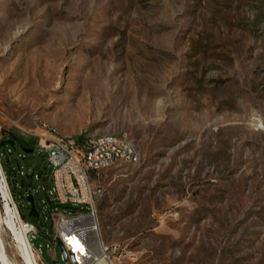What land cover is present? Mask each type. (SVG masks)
<instances>
[{
	"label": "rangeland",
	"instance_id": "1",
	"mask_svg": "<svg viewBox=\"0 0 264 264\" xmlns=\"http://www.w3.org/2000/svg\"><path fill=\"white\" fill-rule=\"evenodd\" d=\"M45 124L134 141L140 162L94 179L122 264H264V0H0V143L17 136L0 149L10 264H25L19 208L38 264H65L45 191L40 220L28 215L51 181Z\"/></svg>",
	"mask_w": 264,
	"mask_h": 264
},
{
	"label": "built area",
	"instance_id": "2",
	"mask_svg": "<svg viewBox=\"0 0 264 264\" xmlns=\"http://www.w3.org/2000/svg\"><path fill=\"white\" fill-rule=\"evenodd\" d=\"M41 127L36 135L39 138L38 148L48 155L51 185L48 189L44 185L33 189V195L39 194L41 190L46 192L41 205L50 213L52 238L61 241L67 253V264H122V257L129 253L119 243L107 245L102 236L97 208L102 190L96 187L94 179L109 169L140 162V155L130 154L127 142H120V136L110 139V145H101L99 139L94 146H87L84 139L79 141L76 138H65V143H55L48 134H41ZM20 175L25 176L22 168ZM2 177L12 195L4 169ZM36 178L39 180L40 176ZM11 199L18 209L19 203L13 196ZM67 205L85 206L86 211L72 213L62 209ZM45 220L49 221V216H45ZM21 222L35 239L38 234L36 226L24 219ZM70 237L79 241V248L74 249L69 243Z\"/></svg>",
	"mask_w": 264,
	"mask_h": 264
},
{
	"label": "bare ground",
	"instance_id": "3",
	"mask_svg": "<svg viewBox=\"0 0 264 264\" xmlns=\"http://www.w3.org/2000/svg\"><path fill=\"white\" fill-rule=\"evenodd\" d=\"M43 134H48L50 138L52 139V141L55 143H65V138L66 139L75 138V137L64 136L62 134H59L56 128L49 126L48 124L44 125ZM118 138H119V135L107 134V135H99V136L90 135L83 139H84V143L87 144V146H94L96 143L99 142V139H101V145H110V139H118ZM120 142H127V148L129 149L130 154L140 155L134 141L129 139L127 135H120ZM2 171H3V167L0 163V177H1L0 189L3 190V194L5 196L4 198L8 199L9 196H11V193L7 188L5 179L2 177ZM17 212H18V209H17ZM22 226H23V233L17 238L18 243L21 245V247H19L20 248L19 257H22L25 264H38L37 259L34 254V248L28 238L29 230L27 229L25 225H22ZM0 264H10L9 262H7L6 257L3 256L2 249H0Z\"/></svg>",
	"mask_w": 264,
	"mask_h": 264
},
{
	"label": "water",
	"instance_id": "4",
	"mask_svg": "<svg viewBox=\"0 0 264 264\" xmlns=\"http://www.w3.org/2000/svg\"><path fill=\"white\" fill-rule=\"evenodd\" d=\"M4 143L9 144V145H11V146H15V143H16V142H15V140H13V139L3 140V141L0 143V148L3 146ZM32 151H33V150H27L28 153H29V152H32ZM26 200H27V202H28L29 205H30L28 215H29L30 217H32V218H35V219H37V220H40V213H39V210L37 209L36 204H35V196H34L33 194H29V195L26 197ZM56 241H57L58 245H59V246L61 247V249H62V252H63V254H64V256H65V264H67V262H68V259H67V253H66V251H65V249H64V247H63L61 241L58 240V239H57ZM53 264H61V263L58 262V261H54Z\"/></svg>",
	"mask_w": 264,
	"mask_h": 264
},
{
	"label": "trees",
	"instance_id": "5",
	"mask_svg": "<svg viewBox=\"0 0 264 264\" xmlns=\"http://www.w3.org/2000/svg\"><path fill=\"white\" fill-rule=\"evenodd\" d=\"M13 136V140H15V142H16V138H17V136L16 135H12ZM83 138L81 137V138H77V140H79V141H81ZM9 147L10 148V146L8 145V144H6V143H4L3 144V146L0 148V149H2V148H4V147ZM10 150H11V148H10ZM1 164H2V162H1ZM3 166V165H2ZM40 176V175H39ZM41 178V177H40ZM8 183H9V181H8ZM42 185H44L45 187H46V189H48V188H50V185H51V181H49V183H47V182H43L42 183ZM9 186H10V183H9ZM10 188H11V186H10ZM23 188V187H22ZM11 192H12V189H11ZM13 194V193H12ZM15 200H16V198H15ZM19 211H20V213H21V217L24 219V220H26V221H28L27 219H26V215L21 211V209L19 208Z\"/></svg>",
	"mask_w": 264,
	"mask_h": 264
},
{
	"label": "snow or ice",
	"instance_id": "6",
	"mask_svg": "<svg viewBox=\"0 0 264 264\" xmlns=\"http://www.w3.org/2000/svg\"><path fill=\"white\" fill-rule=\"evenodd\" d=\"M69 243L73 245L74 249L79 248V241H77L75 237H70Z\"/></svg>",
	"mask_w": 264,
	"mask_h": 264
},
{
	"label": "flooded vegetation",
	"instance_id": "7",
	"mask_svg": "<svg viewBox=\"0 0 264 264\" xmlns=\"http://www.w3.org/2000/svg\"><path fill=\"white\" fill-rule=\"evenodd\" d=\"M7 139H9V137H7V138H4L3 140H7ZM3 140H2V141H3ZM8 145H9V144H8Z\"/></svg>",
	"mask_w": 264,
	"mask_h": 264
}]
</instances>
